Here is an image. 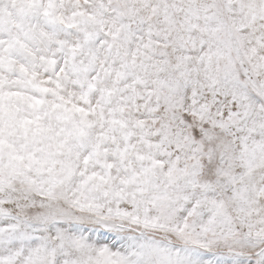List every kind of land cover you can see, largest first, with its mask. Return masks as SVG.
Instances as JSON below:
<instances>
[{"label": "snow or ice", "instance_id": "6c2138e0", "mask_svg": "<svg viewBox=\"0 0 264 264\" xmlns=\"http://www.w3.org/2000/svg\"><path fill=\"white\" fill-rule=\"evenodd\" d=\"M0 264H264V0H0Z\"/></svg>", "mask_w": 264, "mask_h": 264}]
</instances>
